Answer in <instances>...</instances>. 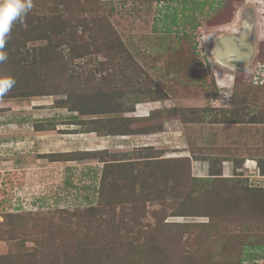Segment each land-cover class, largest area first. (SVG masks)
Instances as JSON below:
<instances>
[{
    "label": "rangeland",
    "instance_id": "rangeland-1",
    "mask_svg": "<svg viewBox=\"0 0 264 264\" xmlns=\"http://www.w3.org/2000/svg\"><path fill=\"white\" fill-rule=\"evenodd\" d=\"M61 2L33 0L7 39L18 61L47 45L24 38L53 9L87 23L28 64L36 82L28 72L19 76L25 92L41 85L54 93L0 98V125L13 122L0 127V264H24L48 233L58 236L47 243L50 254L59 244L73 257L77 244L67 248L57 209L66 210L74 233L90 224L87 242L103 250L114 239L115 252L122 247L131 257L149 248L143 253L153 263L264 264V83L254 81L264 61V0ZM242 13L255 23V55L233 69L217 62L211 45ZM43 70L60 74L56 85ZM91 130L111 146L85 151L82 136ZM187 170L179 182L176 174ZM220 201L216 212L212 203ZM90 207L103 216L73 214ZM166 223L173 227L156 232Z\"/></svg>",
    "mask_w": 264,
    "mask_h": 264
},
{
    "label": "trees",
    "instance_id": "trees-1",
    "mask_svg": "<svg viewBox=\"0 0 264 264\" xmlns=\"http://www.w3.org/2000/svg\"><path fill=\"white\" fill-rule=\"evenodd\" d=\"M40 1H46V0H40ZM59 1L61 2L64 0H59ZM61 3H63V2H61ZM204 3L205 2L202 1L200 4L202 5ZM52 11H55L56 14H53L51 16H45L44 15V17H42L38 20L39 21L38 27L40 26L39 29L36 31L33 28V31H35L37 33L36 35L32 36L33 34H32V31L30 30V33L28 32L27 37L24 38L26 40H28L29 38L35 39V40H40V39L45 40V41H47V45H45L44 47L40 46L38 48H32L30 55H26V56H20L19 55L18 61H19V65H21V68L18 65V61L16 60L15 56L13 55L14 53L11 52V51H13L12 50L13 44L9 43L8 41L6 42L5 50L7 51V53H9V55L11 54L13 57H12V60H9V62L7 60L6 62H4L0 66V75H10V76L14 77L16 80V84L13 87V89L8 94L5 95V99H2L3 101H6L8 99H12V97H14L13 99H16V101H28V98H32V97L40 96V95H42V96L43 95H51V93H54V92L46 93V91H42V88L41 89L36 88V87L41 86V85L33 86L34 87L33 92L28 90V89H27L28 91L25 92V89L27 87H29V85H27L25 83L26 84L25 86H27V87H25L24 84H22L23 82L22 83L20 82L21 79L19 76L24 74V72L25 73L28 72L27 74H29L28 64L35 61L37 59V57L42 56V55L52 54L53 49L56 48V45L54 44V42H56V44H57L58 40L63 38V36L73 35L80 28H82L81 31L84 32V27L87 26V23L83 19V21H79V24H78L77 21L71 20L70 18L66 17L64 14L59 15L57 13L58 12L57 10L53 9ZM63 16H65V17H63ZM191 17L192 16H189L187 18V20L193 19V17L192 18ZM82 22H83V25H82ZM19 26H20V23H19ZM20 33L21 32H19V34ZM17 38H19V36H17ZM64 41H61L60 43H63ZM25 43L26 42H23V45H25ZM67 43H70V42L67 40ZM15 45L16 44H14V46ZM21 46L22 45H19V46L16 45L17 50L22 49ZM69 50H68L69 51L68 53H71V51H73L72 48L70 49V45H69ZM33 57L35 59H33ZM42 59H43V57H42ZM53 60H54V62L57 61L56 58H54V57H53ZM9 63L12 66L11 65L9 66ZM44 73L46 76H48L49 81H52L56 85L57 78L59 77L60 74L58 75L57 73H55V74L50 76L49 72L44 71ZM28 76H30L31 79L34 78V81L36 79L40 78L36 73H31ZM39 83H43V82H39ZM48 85L51 86L53 84H51V82H50V84H48ZM44 86L47 88V84L45 85V83H44ZM262 87L264 88V85ZM51 88H52V86H51ZM23 90H24V92H23ZM8 97H10V98H8ZM12 124H13V122H9V124L0 125V127L2 128L1 132L2 133L5 132L7 129H9V126H11ZM10 135L14 136V137L16 136V134L14 132H12V133L10 132ZM188 174H189L188 170L186 173H182V174L180 173L179 175L177 173L176 175L179 177L178 181L183 182L185 177ZM127 180L129 181L128 185L130 183L132 184L131 178L127 179ZM191 180L196 181L197 179L196 180L191 179ZM197 181L202 182V185L204 186L205 184H207L206 182L208 180L207 181L205 180V182L202 180H197ZM249 191L252 192L251 190H245L244 193H247ZM102 196H105V194H102ZM131 199H132V201H134L136 206H138L139 203L142 201V200H138V201L136 200L135 201L133 196L131 197ZM101 202H102V199H100L99 205ZM227 203H228V201L226 200L225 205ZM212 206L214 207L213 210L216 212H218V211L221 212V209H223V207H224L223 203L221 201L217 205H215V203H212ZM86 210L87 209L76 210L75 212H73V214L80 216V217H87L88 213H91L90 216H92V217H95V216H101L102 217L103 216V215H101V212H97L98 210L96 208H91V209H88L87 211ZM55 211H56L57 215L61 216L58 218H61V220L64 221V225H61V226H63V227L66 226L65 230L69 231L67 234L65 233L63 236L64 239H66V241H67V248L69 246L68 244H72L74 242H76V244H77V246H76L77 249L73 252L74 256L69 257V255L66 253L67 252L66 246H60L59 244L57 245V247L54 250L55 254L54 253L50 254V252H48L49 249H48L47 243H50L52 246H54L56 243H58V241L55 240L56 237H58V236H56L55 234L48 233L45 236L41 235L42 239H44V243L42 244V247L40 249L33 250L30 254H25V256L23 255V263L25 261L24 264H28L29 262H33L32 264H59V260L63 261L64 264H104V261L108 258L109 259H113V258L118 259L121 262H129V264H133V263H135V264H163L161 262L153 263L151 260L149 261V258L153 257V256L150 253H143L145 250L150 251L149 248H147V249L143 248L142 251H140L141 252L140 255L134 254L132 257L130 256V252L125 251L122 247H120L118 249L119 252H117V251L115 252V245L118 242L115 241L114 239L108 240L112 244L116 243L115 245H113L111 247L109 245V249L107 248V249L103 250L97 246L89 245L90 243L87 242V240L90 239V236L94 233L90 229L91 228L90 224L87 225L83 229L82 233H79V232L74 233L70 230L72 227H71V222L68 221V213L66 212V210L57 209ZM15 215H18V214L15 213ZM123 220L124 219L122 218L117 223V226H115V227H117L118 231L121 228L120 226L124 223V221H126V220H124V221ZM114 224H116V223L113 220H112V222H110V221L108 222V226H110V225L113 226ZM55 225H58L56 219L54 221L50 220V219L48 220V226L53 227ZM189 226H193V225H185L184 228L189 227ZM171 227H173V226L170 223H166V226H163V228H161V227L156 228L157 229L156 232H162V230H164V228H171ZM108 230L111 231L110 228H108ZM151 231H153V230H151ZM45 232L46 231L41 232V233H45ZM100 233L104 234L105 230H101ZM110 234L113 237H115V234H113L112 231L110 232ZM155 234H158V233H155ZM146 235L150 236V235H152V232L149 234H146ZM145 247H147V246H145ZM262 251L264 252V247H262ZM55 257L58 259H56Z\"/></svg>",
    "mask_w": 264,
    "mask_h": 264
},
{
    "label": "water",
    "instance_id": "water-1",
    "mask_svg": "<svg viewBox=\"0 0 264 264\" xmlns=\"http://www.w3.org/2000/svg\"><path fill=\"white\" fill-rule=\"evenodd\" d=\"M254 24L241 18L230 33L215 38L211 50L217 62L230 68L246 67L255 55Z\"/></svg>",
    "mask_w": 264,
    "mask_h": 264
},
{
    "label": "clouds",
    "instance_id": "clouds-1",
    "mask_svg": "<svg viewBox=\"0 0 264 264\" xmlns=\"http://www.w3.org/2000/svg\"><path fill=\"white\" fill-rule=\"evenodd\" d=\"M33 0H0V63L8 60L5 50L7 39L14 26L33 9ZM16 84L14 77L0 75V98L8 94Z\"/></svg>",
    "mask_w": 264,
    "mask_h": 264
},
{
    "label": "crops",
    "instance_id": "crops-1",
    "mask_svg": "<svg viewBox=\"0 0 264 264\" xmlns=\"http://www.w3.org/2000/svg\"><path fill=\"white\" fill-rule=\"evenodd\" d=\"M65 134H70V133H65ZM82 137H83V139H87L89 141V142L85 141L87 143L86 146L88 148L85 151H87L89 153L109 148V147L106 148V145H108L107 141L105 139L101 138V137L100 138L97 137V135H96L94 130H91L89 132L84 133V136H82ZM112 137H117V136H112ZM120 139H122V138H120ZM108 146H111V145H108ZM92 147H94V148H92ZM98 147H100L101 149H98Z\"/></svg>",
    "mask_w": 264,
    "mask_h": 264
},
{
    "label": "built area",
    "instance_id": "built-area-1",
    "mask_svg": "<svg viewBox=\"0 0 264 264\" xmlns=\"http://www.w3.org/2000/svg\"><path fill=\"white\" fill-rule=\"evenodd\" d=\"M260 71H261V74H260ZM254 81L264 83V61H263V64L261 65V69H258V71L256 72L254 76Z\"/></svg>",
    "mask_w": 264,
    "mask_h": 264
},
{
    "label": "flooded vegetation",
    "instance_id": "flooded-vegetation-1",
    "mask_svg": "<svg viewBox=\"0 0 264 264\" xmlns=\"http://www.w3.org/2000/svg\"><path fill=\"white\" fill-rule=\"evenodd\" d=\"M245 13H246V12H245ZM245 13H242V14L240 15V17H241V18L244 17V18L248 19L247 17H249V15H247V14H245ZM254 25H255V23H254ZM228 33H230V31H229V32H225V33H223V34H228ZM223 34H221V35H223ZM221 35H220V36H221Z\"/></svg>",
    "mask_w": 264,
    "mask_h": 264
},
{
    "label": "bare ground",
    "instance_id": "bare-ground-1",
    "mask_svg": "<svg viewBox=\"0 0 264 264\" xmlns=\"http://www.w3.org/2000/svg\"><path fill=\"white\" fill-rule=\"evenodd\" d=\"M221 64V63H220Z\"/></svg>",
    "mask_w": 264,
    "mask_h": 264
}]
</instances>
